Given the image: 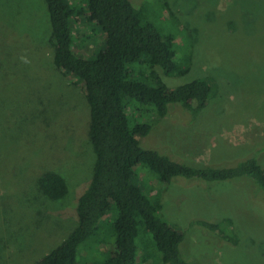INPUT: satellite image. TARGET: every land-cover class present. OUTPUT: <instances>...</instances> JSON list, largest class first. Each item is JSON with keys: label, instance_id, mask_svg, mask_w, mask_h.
<instances>
[{"label": "rangeland", "instance_id": "1", "mask_svg": "<svg viewBox=\"0 0 264 264\" xmlns=\"http://www.w3.org/2000/svg\"><path fill=\"white\" fill-rule=\"evenodd\" d=\"M131 1L162 35L175 37L180 62L178 74L164 77L169 87L207 76L218 83L197 120L178 105L164 119H138L152 124L141 147L193 166L229 162L264 143V0ZM82 25L83 35L97 34L76 50H93L102 33ZM50 36L44 0H0V264H34L59 246L77 227V201L93 175L83 85L56 68ZM260 160L264 166V156ZM135 170L134 185L185 233L181 251L190 264H264V199L251 180L207 185L177 177L164 186L147 166ZM47 171L65 177V198L50 200L40 192L38 178ZM226 218L238 244L190 226ZM95 248L92 258L111 256L104 244ZM137 264L159 263L140 251Z\"/></svg>", "mask_w": 264, "mask_h": 264}, {"label": "trees", "instance_id": "2", "mask_svg": "<svg viewBox=\"0 0 264 264\" xmlns=\"http://www.w3.org/2000/svg\"><path fill=\"white\" fill-rule=\"evenodd\" d=\"M44 1L56 68L83 85L90 108L89 141L95 163L91 181L77 201V227L34 264H137L140 251L146 259L154 256L159 264H190L181 251L185 233L162 218L153 199L134 185L136 167L147 166L157 183L164 186L177 177L207 185L248 179L264 199V166L260 160L264 143L229 162H195L193 166L142 148L140 138L150 134L152 124L138 119L151 115L164 119L171 106L178 105L192 121L197 120L217 93L216 79L200 77L169 87L164 77L178 74L180 62H176L175 37L162 35L135 11L131 0ZM165 6L172 16L169 4ZM88 24L100 30L102 40L93 50L78 51V42L88 46L95 39L96 30H91L92 36L79 31L81 25ZM38 187L50 200H61L69 193L67 180L55 171L42 173ZM195 225L230 243L239 242L231 219L190 223ZM97 244L107 246L111 256L106 260L92 258L91 249Z\"/></svg>", "mask_w": 264, "mask_h": 264}]
</instances>
